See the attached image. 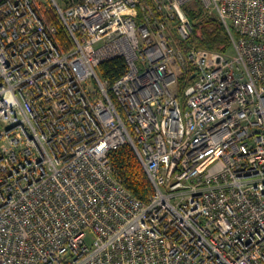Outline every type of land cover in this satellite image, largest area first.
<instances>
[{
	"label": "built area",
	"instance_id": "1",
	"mask_svg": "<svg viewBox=\"0 0 264 264\" xmlns=\"http://www.w3.org/2000/svg\"><path fill=\"white\" fill-rule=\"evenodd\" d=\"M48 1L69 50L39 0H0V264H264V0H200L230 53L187 45L195 0Z\"/></svg>",
	"mask_w": 264,
	"mask_h": 264
},
{
	"label": "trees",
	"instance_id": "2",
	"mask_svg": "<svg viewBox=\"0 0 264 264\" xmlns=\"http://www.w3.org/2000/svg\"><path fill=\"white\" fill-rule=\"evenodd\" d=\"M200 0H195L185 7V12L189 17L194 32L187 41L188 46H197L200 49L211 51L229 52L231 41L228 32L220 20L210 16ZM198 3L197 6H192ZM46 21L58 28L57 42L63 50H69L72 42L65 28L60 24L54 11L44 6L42 9ZM200 30L201 34H198ZM126 62L123 58H117L105 62L101 65V76L105 80L114 83L126 71ZM193 82V75L190 71H185L179 78L178 96L182 104H185L184 91ZM112 164L125 186L139 199L147 202L153 193V186L145 172L140 160L130 146H124L110 155Z\"/></svg>",
	"mask_w": 264,
	"mask_h": 264
},
{
	"label": "rangeland",
	"instance_id": "3",
	"mask_svg": "<svg viewBox=\"0 0 264 264\" xmlns=\"http://www.w3.org/2000/svg\"><path fill=\"white\" fill-rule=\"evenodd\" d=\"M39 1L43 4V6H49V4H50V2L48 0H39ZM197 5H198V3H193L192 4V6H197ZM198 34H201L200 30H198ZM230 52H232V49L229 50V53Z\"/></svg>",
	"mask_w": 264,
	"mask_h": 264
}]
</instances>
